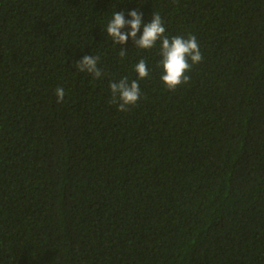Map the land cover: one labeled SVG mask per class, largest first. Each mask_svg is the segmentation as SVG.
Listing matches in <instances>:
<instances>
[{"label": "trees", "instance_id": "1", "mask_svg": "<svg viewBox=\"0 0 264 264\" xmlns=\"http://www.w3.org/2000/svg\"><path fill=\"white\" fill-rule=\"evenodd\" d=\"M131 10L196 36L188 83H162L159 42L113 44ZM0 264H264V0H0Z\"/></svg>", "mask_w": 264, "mask_h": 264}, {"label": "clouds", "instance_id": "2", "mask_svg": "<svg viewBox=\"0 0 264 264\" xmlns=\"http://www.w3.org/2000/svg\"><path fill=\"white\" fill-rule=\"evenodd\" d=\"M131 19L126 20L124 13L115 11L107 24L106 32L111 37L113 44H125L129 37L132 38L135 47L143 50H150L156 47L159 42V55L161 60L159 66L162 69L161 81L170 91H175L180 85L188 83L190 76L187 74L192 67L202 62L197 38L189 34L187 38L176 35L169 37L166 35L162 17L159 13H153L152 19L148 23L143 21V13L137 10L128 12ZM143 25L142 34L137 38ZM130 26V32H122L121 29ZM126 51L120 48L119 55L126 56ZM99 55H84L76 61L75 68L78 72L90 74L94 79L101 78L104 73L98 62ZM137 79L129 82L128 77H122L118 82H110L111 100L109 103L116 104L119 111H127L129 106L135 105L140 99L139 80L149 76V69L145 59H140L134 66ZM57 103H62L65 98V90L57 87L55 90Z\"/></svg>", "mask_w": 264, "mask_h": 264}]
</instances>
